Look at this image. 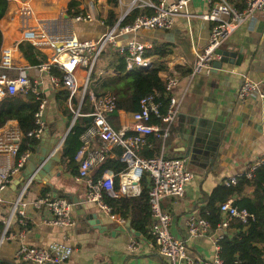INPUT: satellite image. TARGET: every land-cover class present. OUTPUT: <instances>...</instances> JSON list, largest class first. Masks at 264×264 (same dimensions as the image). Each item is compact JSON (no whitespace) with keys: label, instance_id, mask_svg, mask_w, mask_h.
Returning <instances> with one entry per match:
<instances>
[{"label":"crops","instance_id":"0c3cea01","mask_svg":"<svg viewBox=\"0 0 264 264\" xmlns=\"http://www.w3.org/2000/svg\"><path fill=\"white\" fill-rule=\"evenodd\" d=\"M8 1L10 2L8 12L0 20L2 33L0 48L10 49L16 64L27 66L30 77L40 83L43 96L47 99L44 113L45 128L41 139L45 140L49 147H53L55 139L66 138L73 126L72 117H69L71 112L67 106V100L64 98L65 95H63V91L66 89L62 85L54 86L50 82L51 75H61L58 70L53 69L49 74L40 73L36 67L41 64L30 66L19 52L18 45L27 43L23 42L21 38L18 20L19 9L23 6L30 7L38 19L60 20L63 17L67 21L70 31L80 39L99 37L109 28L107 23L110 13L118 18L123 9L117 5V0H78L79 14H90L93 19L89 22H76L73 17H69L67 14L70 0ZM125 1L129 3L130 0ZM153 1L157 2V0ZM163 1L166 4H172L178 0ZM226 1L237 9H243L247 0ZM188 8L190 12L200 14L208 11L209 5L205 0H189ZM148 10L151 11L150 9H140L142 12ZM211 27L212 24L207 21L197 19L187 21L183 17H178L169 30H144L135 37L137 42L163 48L168 53L163 60L165 68L159 73L161 80L169 72L175 73L178 79L176 86L171 91V96L178 101V116L166 144L167 155L172 158L183 157V154L178 152L180 147L178 136L181 134L179 122L183 115H196L209 120L217 130L212 132L218 139L216 151L210 155L208 163L200 159L193 162L187 159V168L192 173L193 179L186 185L183 197L176 200L164 198L161 201V207L171 216L170 231L172 235L186 241L188 256L200 259H211L214 256V236L188 239L186 220L191 215L201 217L202 211H206L208 197L216 187L224 185V181L231 177L244 174L250 165L264 156V138L261 128L262 99L258 93H252L244 99L238 98V90L244 77L255 83L264 80V13H257L255 18L246 21L227 37L221 46L222 49L232 48L234 51L242 53L243 60L240 67L223 66L218 73L208 71L206 74L192 75V65L196 54L207 46ZM131 38L130 35L125 36L123 41ZM35 49L37 50V48ZM39 52L44 56L48 54L46 50ZM115 54L116 51L111 50L104 58H101L99 68L110 69L111 72L97 76V80L92 85L108 78V76L111 78L116 76L115 69L108 68V65L113 63ZM150 58L154 65L161 62L155 56ZM189 70L191 72L186 73ZM10 74L14 75V72H10ZM85 107L90 108L86 104L82 106V109ZM132 124L131 113L120 110L114 128L131 127ZM7 127L18 128L17 122L8 121L0 130ZM151 138L154 139L148 137L147 141ZM215 141L216 139H214ZM99 144L97 139L90 141V146L94 149L99 147ZM38 145L39 142L33 148L38 150ZM62 145L63 143L61 148ZM61 148H52V152L57 151L60 160L53 162L51 169H57L59 176L53 177L49 183L32 181L23 192L22 202L25 204V218L20 219L15 216L11 219L7 239L0 244V264H24L14 260V254L20 244L39 247L62 241L63 238L67 240L74 251L64 264H169L159 255L153 240L147 239L141 234L137 237L125 232L119 236H110L100 233L96 226L92 229L88 228L83 220V217L87 215H94V218L91 219L92 222L100 221L106 227L107 232L114 231L116 227H124L129 220H123L119 215H112L100 208L97 203L87 200V181L77 178L78 164L75 162V167L68 166L67 160L62 158ZM116 150L118 149L113 151L114 156L108 158L117 159ZM139 151L140 149L137 154L142 157L143 155ZM14 165V157L0 155V172L7 170L10 172ZM101 165L90 172L91 180H97L105 172H111L105 170L100 176H97ZM27 169L26 161L20 171L12 174L10 172L8 183L0 191V237L11 208L25 186L24 175ZM74 171L76 172L74 173ZM43 190L46 192L43 193ZM45 196L62 197L72 202L71 215L74 220L72 227L64 228L46 223L49 216L47 210L36 209L32 206L35 200ZM244 196L249 198L251 192ZM231 198L235 201L238 197ZM21 220L23 224H21ZM21 234L22 236H20ZM226 234L232 235L233 232L227 231Z\"/></svg>","mask_w":264,"mask_h":264},{"label":"built area","instance_id":"2783aa9c","mask_svg":"<svg viewBox=\"0 0 264 264\" xmlns=\"http://www.w3.org/2000/svg\"><path fill=\"white\" fill-rule=\"evenodd\" d=\"M209 5L205 13L190 12L189 0H178L166 4L163 0H117V5L123 9L117 22L103 34L94 39H80L70 31L67 21L61 19H38L33 10L23 6L18 11L19 29L23 42L31 44L39 51H48L46 60L37 66L40 73L49 74L53 69L61 75H51L50 82L54 86L62 85L68 92L67 106L72 113V124L81 117L91 119L90 126L80 135V148L74 156L78 164L77 178L87 181V200L95 202L103 210L110 212L102 203V194L116 199L119 197H136L140 195V181L147 177L149 182L148 198L151 211L149 234L155 243L159 255L169 264H223L219 256L220 241L229 229L232 220L247 223L252 215L244 210H238L233 199L228 198L219 206L220 222L215 229L202 217L190 216L186 220L187 238L214 236L215 253L211 259L191 258L186 251V241L177 238L170 231L171 216L161 207L164 198L180 199L183 197L186 185L192 181L193 175L188 170V161L184 157H169L166 144L171 136L172 128L178 116V101L171 96L172 89L178 79L175 73L169 72L162 78L164 83L163 96L166 99L165 110L162 111L160 94L154 91L139 102L138 111L132 114L133 124L118 130L114 129L107 119L116 105V98L109 94L96 95L91 89L99 75H106L110 69H100L99 63L103 52L115 50L123 57L126 73L134 70H147L153 67L150 57L145 56L154 47L151 44L137 42L135 37L144 30H169L178 17L187 21L197 19L212 24L207 46L196 54L192 65V75L199 74L205 68L209 69L213 60L217 59L215 51L221 48L223 42L246 21L255 18L257 13H264V0H247L242 10L230 5L226 0H205ZM135 9H150L153 14L141 13L132 23L122 25L123 20ZM90 14H78L73 17L76 22H89ZM132 38L123 41L125 36ZM10 72H14L11 75ZM168 72V71H167ZM81 74V76H79ZM32 93L39 99L38 109L34 115L35 129L27 136L40 140L45 128L44 113L47 99L43 96L40 83L33 80L27 66L16 64L10 49L0 48V103L8 96ZM252 93H258L262 99V136L264 138V80L255 83L243 78L238 90V98L244 99ZM73 100H76L74 104ZM88 104L90 112H81L82 106ZM74 107V109H73ZM152 120L157 123H151ZM153 137L160 143L159 151L152 157L144 158L137 154L138 149L148 143L147 138ZM22 133L18 128L0 130V155L16 157ZM97 139L99 147L92 148L90 141ZM63 143V142H62ZM61 143V144H62ZM61 148V145L59 146ZM58 147V148H59ZM120 149L116 158L126 166L119 176V189H115V175L105 172L96 181L91 180L90 172L104 161L114 156L113 151ZM29 153L15 160L11 174L20 171ZM264 163V156L250 165L245 176L251 179L256 169ZM9 170L0 172V191L8 183ZM132 172L133 178H128ZM32 182V177L25 181L23 191L16 198L9 216L4 224L0 244L7 239V231L11 219L17 216L25 218V204L22 195ZM237 183L236 177L224 181V185ZM36 209L44 208L48 212V225L70 228L74 225L72 219L73 204L62 197H41L32 203ZM123 221V220H121ZM21 224L23 221L21 220ZM22 236V234L20 235ZM73 248L63 238L46 246H28L20 244L14 254V260L24 264H64L73 254Z\"/></svg>","mask_w":264,"mask_h":264},{"label":"trees","instance_id":"16d2710c","mask_svg":"<svg viewBox=\"0 0 264 264\" xmlns=\"http://www.w3.org/2000/svg\"><path fill=\"white\" fill-rule=\"evenodd\" d=\"M9 6L10 2L8 0H0V20L6 16ZM78 6V0H70L68 2L67 14L69 17H75L80 13ZM239 10H242V8ZM141 13L153 14L149 10L142 12L139 9H135L123 20L122 25L132 23L133 19ZM117 20L118 18L113 13H110L107 24L112 27ZM1 45L2 33L0 30V47ZM18 50L30 66H37L46 60L41 52L28 43L19 44ZM167 54L163 48L154 47L145 56H155L161 61L160 63L153 64L151 69L134 70L126 73L124 59L116 53L113 63L108 65V68L115 69L116 76L113 78L108 76V78L92 85L91 89L96 95L109 93L116 98L114 110L107 115V119L113 128L116 127V119L120 110L132 115L138 111L140 100L154 91L160 94L159 100L162 103V111L165 110L167 101L163 96L164 83L160 79L159 73L165 68L163 60ZM190 72V70L186 71V73ZM63 95H65L64 98L67 100L69 92L64 90ZM73 102L76 104V100H73ZM38 104L39 99L32 93L8 96L0 103V128L8 121H16L18 130L22 133L15 157L16 161L22 155L29 153L39 142V140L27 136L30 131L35 129L34 115L38 109ZM90 111L91 108L88 107L82 109L84 113ZM69 117H72V113H69ZM151 123H157V121L152 120ZM90 124L91 119L88 117L76 119L63 142L61 148L62 158L67 160L70 167H75L74 156L81 146L79 137ZM116 130L118 129L116 128ZM159 147L160 143L151 138L146 145L139 148V152L143 155L142 157L149 158L157 154ZM120 153V149L116 150L117 156ZM125 168L126 166L120 163L118 159L107 158L100 166L97 176H100L105 170L111 171L115 175V189L118 190V175ZM245 173L236 177L237 183L235 185H220L216 187L208 197L207 213L204 210L201 214V217L210 223L212 229H215L220 222V204L226 199L236 196L238 198L233 202L234 206L238 210H244L248 215L253 216L248 218L245 224L235 219L231 221L227 231H232L233 234H225L219 243V256L223 260V264H264V163L256 169L251 179H248ZM140 186L141 192L139 196L113 199L103 193L102 203L109 208L112 215H119L123 220H129L132 229L145 238L152 239L149 234L151 211L147 177L141 179ZM42 192L45 193L46 190ZM249 192H251V196L249 198L245 197L244 195Z\"/></svg>","mask_w":264,"mask_h":264},{"label":"water","instance_id":"95a60500","mask_svg":"<svg viewBox=\"0 0 264 264\" xmlns=\"http://www.w3.org/2000/svg\"><path fill=\"white\" fill-rule=\"evenodd\" d=\"M65 17H68L65 15ZM217 59L213 60L209 69L205 68L201 74H206L208 71L211 73H218L222 70L223 66H236L240 67L243 60V55L240 51H234L232 48L222 49L219 48L215 51ZM217 131L213 127L211 121L202 119L196 115H183L179 122L178 136L180 140V147L178 152L183 154V157L190 162L194 160H202L208 163L210 155L216 151L218 139L212 132ZM62 139H55L53 147H59L64 141ZM214 139L216 141L214 142ZM45 140L40 139L38 150L32 148L29 152L27 161V171L25 172V181L32 177V181H44L49 183L53 177H58L59 172L57 169H51L53 162H59L57 151L52 152ZM52 152V153H51ZM89 229L96 226L98 231L105 235L119 236L121 233H129L134 236H140V233L130 227V222L127 221L124 227H116L114 231L107 232L106 227L100 222H92L91 219L94 215H87L83 217Z\"/></svg>","mask_w":264,"mask_h":264},{"label":"rangeland","instance_id":"374dc122","mask_svg":"<svg viewBox=\"0 0 264 264\" xmlns=\"http://www.w3.org/2000/svg\"><path fill=\"white\" fill-rule=\"evenodd\" d=\"M73 29H74V28H73ZM75 30H76V29H75ZM107 49H108V48H107ZM107 49L103 52L101 58H104V56L107 54ZM73 109H74V107H73Z\"/></svg>","mask_w":264,"mask_h":264},{"label":"bare ground","instance_id":"6f19581e","mask_svg":"<svg viewBox=\"0 0 264 264\" xmlns=\"http://www.w3.org/2000/svg\"><path fill=\"white\" fill-rule=\"evenodd\" d=\"M127 177L132 179L134 176H133L132 172H130Z\"/></svg>","mask_w":264,"mask_h":264}]
</instances>
